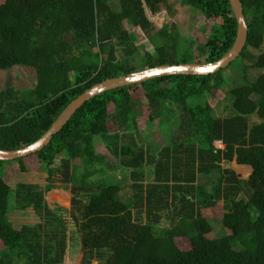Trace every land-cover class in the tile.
<instances>
[{
	"label": "trees",
	"instance_id": "trees-1",
	"mask_svg": "<svg viewBox=\"0 0 264 264\" xmlns=\"http://www.w3.org/2000/svg\"><path fill=\"white\" fill-rule=\"evenodd\" d=\"M240 1L247 42L226 69L102 94L85 103L41 152L0 161V264H93L95 256L105 258L104 264H264V0ZM167 3L0 0V71L21 69L32 79L18 90L9 78L0 89V150L33 144L94 85L157 66L200 63L189 50L188 58L175 61V45L135 62L141 46L131 28L152 40L149 16ZM183 5L214 21L200 50L205 63L218 61L237 35L228 0H183ZM244 61L251 64L243 66L239 85H230L225 72ZM248 69L257 72L253 83ZM227 88L232 114L221 118L209 100ZM143 108L149 111L147 127L159 121L164 144L146 141L138 129ZM31 158L46 172V185H12L11 175L35 170L26 163ZM234 167L252 173L244 179ZM117 173L130 181L131 192L124 196ZM67 191L72 214H79L73 216L80 252L66 242L57 214L61 205L54 197ZM220 205L218 220L227 234L211 239L213 217L204 213ZM28 208L43 216L45 227L16 229L9 216ZM162 222L169 228L158 231ZM184 243L188 249L181 248Z\"/></svg>",
	"mask_w": 264,
	"mask_h": 264
},
{
	"label": "rangeland",
	"instance_id": "rangeland-1",
	"mask_svg": "<svg viewBox=\"0 0 264 264\" xmlns=\"http://www.w3.org/2000/svg\"><path fill=\"white\" fill-rule=\"evenodd\" d=\"M174 0H170L171 3H173ZM177 2H179L180 4H177ZM175 8L174 11L177 12V19L179 20L177 23V29L179 30L178 32V43H182V45L178 46L176 48L177 51L174 50V52L172 53L173 59L175 61H181V59H183L184 57H186L184 54L186 51L188 50H184L186 47L185 44H188L189 41H195L198 44V48L196 49V51L194 52L195 56L197 57L198 60H202L204 61L203 56H201L200 54V50H199V46L203 45L206 42L207 36L210 32L211 26L214 23L213 20H204L200 15L196 14V16L194 17V19H192V21L190 22V14H188V10L187 8H180L179 5L183 4V0H177L175 3ZM168 3L166 4V6L164 8H162V12L161 15L164 16V19L157 20V17H159L160 15H155V16H148L151 20V22H153L155 28L154 30L157 31V28L159 27V25H161V23L166 24L167 20H166V13L168 12ZM191 9V8H190ZM193 10V9H192ZM156 20V22H154ZM172 20H174L172 18V16H170L169 18V22H171ZM163 21V22H162ZM170 25V23L168 24ZM131 27L128 26V29H130ZM131 30L133 32H135L138 36V43L141 46V49L138 52V57L136 59L135 62H137L139 64V62L141 61V57L143 55H145L146 53H150V54H155V46H154V42H151L148 39H144V36L142 35V32L138 29H133L131 28ZM172 30V29H171ZM170 31V29H165L164 32L168 34V32ZM173 31V30H172ZM157 43V48L158 47H165L166 49L172 48L174 47V44H172L170 42V39L165 35L162 38L160 37V39L156 40ZM184 44V46H183ZM190 55L193 56V53L189 52ZM256 55H258V53H256ZM190 57V56H189ZM188 58V57H186ZM192 57V61H193ZM238 62V61H237ZM251 63L248 61H244L241 62L240 64H237V68H233L232 70L226 71L225 72V79L227 80V82L233 86L235 85H239L240 80H238V77L241 76V74L243 73V66H247L250 65ZM246 76L248 77V81L251 83H253L256 79H257V72L254 69H248ZM13 79L14 80V85L15 88L20 90L24 87H29L30 84L32 83V79L30 80L28 78V76L26 75V73L21 70V69H14L12 71H8L6 72H2L0 71V89L3 85V83L6 82L7 79ZM227 89L224 90H219L216 95L209 100V105L212 107V109L214 110V113L217 116H220L221 118H226L229 117L232 112L230 110V102L228 101L227 97H226V92ZM113 108L110 107L109 108V112L113 113ZM149 119V111L146 108H143L141 111V116L138 119V129L140 130V132L144 133V137L148 142L150 141H155V143H157V145H162L164 144L162 137L160 135V126H159V121L155 120L150 127H147V121ZM256 118L255 117H250L249 120L250 122H253ZM174 121V119L172 120ZM161 123V122H160ZM109 129L110 131L114 130V127L109 124ZM154 136V138H150L149 136ZM160 143V144H158ZM98 144V142H97ZM217 148L218 149H223V145L222 143L218 142L217 144ZM97 151L103 153L104 155H108V153H106V151L104 150V148H102L101 146H97ZM108 159L111 163H114V160L109 157L108 155ZM37 160L35 158H31L28 159L26 161L27 165H30V167H32V165L34 164V167L37 165ZM15 166V165H14ZM17 167V165L15 166ZM227 168V167H226ZM42 168L39 169V171ZM247 169V170H246ZM242 168V170H238L240 172V176L243 175V178L246 179L251 173H252V169L251 168ZM16 172H19L16 168H15ZM148 172V173H147ZM147 176H151L149 174V170L147 171ZM242 172V173H241ZM113 176V175H111ZM18 178H23L19 173H17L16 175L13 174V176L11 175V184L12 185H16L17 184V179ZM114 180L119 183V185L123 188V192H122V196H124L125 194L130 193V181L128 180H124V176L122 173H117L114 176ZM146 182H150V179L148 178V180H146ZM121 183V184H120ZM41 184H46L44 180H42ZM40 185V184H39ZM60 186V184H57V186ZM41 186V185H40ZM70 186V185H69ZM54 199H56V201L61 205V210H59V212H57V214L61 217L63 223H64V227H65V235H66V242L69 243V245L71 246V249L75 248L77 252H80V235L78 232V227L76 226V222L74 220V216L79 218V214L76 212L75 215L72 214L73 213V209H72V204H71V194L69 193V191L67 192H58L57 196L54 197ZM223 213V208L222 205L217 206L213 209L207 210L204 215L211 218L210 220V225L212 227H214L213 233H211L208 237L211 239H217V238H221L226 236L227 232L223 229L220 221L218 220V218L221 217ZM74 215V216H73ZM10 220L14 223L15 227L17 230H20L23 226H35V225H43V227H45L44 224V219L42 215H38L36 214L35 211H33L32 208H28L26 211H19L16 210L14 211L10 216H9ZM168 222H162L157 230L158 231H163V229L169 228L168 227ZM43 243H45L44 240H42ZM181 248L183 249H188L189 246L187 244L184 243V245L182 246L181 244ZM105 258H97L95 256V261L93 264H104ZM98 261L100 263H98Z\"/></svg>",
	"mask_w": 264,
	"mask_h": 264
},
{
	"label": "water",
	"instance_id": "water-1",
	"mask_svg": "<svg viewBox=\"0 0 264 264\" xmlns=\"http://www.w3.org/2000/svg\"><path fill=\"white\" fill-rule=\"evenodd\" d=\"M233 17L237 24V35L235 42L229 52L214 63H185L162 65L150 69H144L106 80L94 85L83 94L73 100L58 116L51 127L33 144L22 147L18 150H0L1 162H13L17 159L27 158L41 152L49 145L52 138L62 130L76 112L88 101L111 91L140 85L151 80L172 77V76H209L214 75L235 62L243 52L247 37L248 27L243 14V6L240 0H228Z\"/></svg>",
	"mask_w": 264,
	"mask_h": 264
},
{
	"label": "crops",
	"instance_id": "crops-1",
	"mask_svg": "<svg viewBox=\"0 0 264 264\" xmlns=\"http://www.w3.org/2000/svg\"><path fill=\"white\" fill-rule=\"evenodd\" d=\"M177 0H174L173 1V3H171L170 2V0H168V12L166 13V20H167V23L166 24H163V23H161V25H159V27L157 28V31H155L154 30V32H153V39L152 40H150L151 42H154L155 44H154V46H155V49L157 48V43H156V40L157 39H160V37L162 38L163 36H167L169 39H170V42L172 43V44H174L175 46H180V45H182V43L180 42V43H178V38H177V36H178V32H179V30L177 29V23H178V19H177V12L176 11H174V8L177 6H175V2H176ZM177 4H180L179 2H177ZM179 7L180 8H187V9H189L188 10V14H190V22L192 21V19H194V17L196 16V14H198V15H200L205 21L207 20L206 18H205V16L201 13V12H199V11H196V10H192V9H190V7H188V6H185V5H179ZM161 12H162V10H160L157 14H156V16L157 15H160L159 17H157V20H160L161 19ZM155 16V17H156ZM170 16H172V18L174 19V20H172L171 22H169L170 23V25H168L169 23H168V21H169V18H170ZM162 19H164V16H162ZM154 22H156V20L154 21ZM163 22V21H162ZM153 23V22H152ZM157 23V22H156ZM212 27V26H211ZM153 28H155V26H154V24H153ZM156 29V28H155ZM165 29H170V31L168 32V34L167 33H165L164 32V30ZM173 31H172V30ZM210 31H211V29H210ZM210 35V32H209V34H208V36ZM208 36H207V38H208ZM206 41H207V39H206ZM206 43V42H205ZM205 43L203 44V45H201V46H199V50L201 49V47L202 46H204L205 45ZM183 46H184V44H183ZM184 47H186L184 50H189V52H191V53H193V56L192 57H194L196 60H198L197 59V57L195 56V54H194V52L196 51V49L198 48V44L195 42V41H189L188 42V44H185V46ZM191 49V50H190ZM150 54V53H149ZM200 54H201V56H203V54H202V52H201V50H200ZM151 55H153V54H151ZM204 58V57H203ZM204 60H205V58H204ZM201 62L200 63H205L204 61H202V60H200ZM195 63V62H194ZM163 137H167V135L166 136H163ZM98 150V149H97ZM99 154H102L103 155V153H101V152H99ZM41 168V166L39 167V166H35L33 169H35V170H33V172L32 173H30V174H27V175H25V176H22L23 177V179L21 178V179H17V183L18 182H22V183H26V184H32V185H41V186H45L46 184H41V182H42V180H44L45 181V179H46V172L44 171V169L42 168L40 171H39V169ZM235 169H236V173L238 174V175H241L240 174V172L238 171V170H242V168L243 167H234ZM245 169H246V167H245ZM247 170V169H246ZM242 173V172H241ZM243 173H242V178H243ZM45 183H46V181H45Z\"/></svg>",
	"mask_w": 264,
	"mask_h": 264
}]
</instances>
